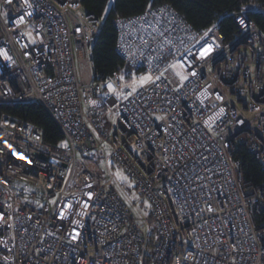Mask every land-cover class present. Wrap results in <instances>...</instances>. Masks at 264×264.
I'll list each match as a JSON object with an SVG mask.
<instances>
[{"label": "built area", "instance_id": "built-area-1", "mask_svg": "<svg viewBox=\"0 0 264 264\" xmlns=\"http://www.w3.org/2000/svg\"><path fill=\"white\" fill-rule=\"evenodd\" d=\"M233 20L227 40L168 5L117 18L134 73L97 83L103 18L82 0H0V103L38 102L64 135L0 118V264H146L131 184L158 232L148 264H264V185L233 158L244 144L264 163V34L246 9Z\"/></svg>", "mask_w": 264, "mask_h": 264}, {"label": "trees", "instance_id": "trees-1", "mask_svg": "<svg viewBox=\"0 0 264 264\" xmlns=\"http://www.w3.org/2000/svg\"><path fill=\"white\" fill-rule=\"evenodd\" d=\"M82 4L103 18L91 55L93 78L97 83H104L116 71L121 73L124 80L134 73L116 50L118 31L115 20L137 16L152 6H170L197 31H204L216 23L227 40L239 32L233 13L246 9L264 34V0H82ZM104 115L106 118V111ZM5 117L41 127L44 141L48 144L62 145L64 142V135L55 120L38 102L0 103V118ZM233 158L240 163L246 180L264 185V163L244 144L236 146ZM146 231L148 240L145 256L148 264L152 260L158 232L153 224L148 225Z\"/></svg>", "mask_w": 264, "mask_h": 264}, {"label": "rangeland", "instance_id": "rangeland-1", "mask_svg": "<svg viewBox=\"0 0 264 264\" xmlns=\"http://www.w3.org/2000/svg\"><path fill=\"white\" fill-rule=\"evenodd\" d=\"M87 164L92 168L96 166L97 171L102 172L104 175L106 174V168H105L106 164L103 158H99V157L93 158L91 161H87ZM122 177H123L122 178L123 181L129 182L131 184V181L127 176H122ZM125 191H126L127 196L130 197V202L132 206L135 208L134 215L136 216L138 220H140L139 223L145 227L150 225V224L143 223L144 215L148 214V203L140 199V197L134 191L132 184L129 186V188H126Z\"/></svg>", "mask_w": 264, "mask_h": 264}, {"label": "snow or ice", "instance_id": "snow-or-ice-1", "mask_svg": "<svg viewBox=\"0 0 264 264\" xmlns=\"http://www.w3.org/2000/svg\"><path fill=\"white\" fill-rule=\"evenodd\" d=\"M5 3L8 4V5H11L12 0H5ZM24 3L27 4L28 3V0H24ZM29 15H30V13H29ZM17 22L20 23V24L25 23L24 16L21 15L19 17V19H18ZM239 23L242 26H245V27L247 26L246 25L245 18L243 16L239 17ZM206 35H207V33H206ZM212 50L213 49H212V46L211 45H208L207 47H203L202 50L199 52V58L203 59L204 57H206L207 55H209V53H211ZM0 56H3L5 59H10V57L7 55V52H5L3 50H0ZM121 79H123V77H121ZM150 79H151V76L141 77L139 83L141 85H143L144 83H146ZM156 79H159V77H157ZM108 87H109L110 91H113V92L115 91V89L113 88V86L111 84H109ZM132 91H136V88L135 87H132ZM53 202H55V201H53ZM3 219H4L3 213L0 212V221H3Z\"/></svg>", "mask_w": 264, "mask_h": 264}]
</instances>
